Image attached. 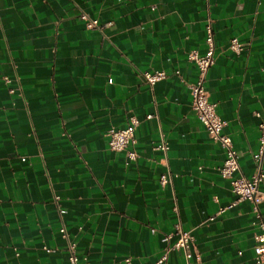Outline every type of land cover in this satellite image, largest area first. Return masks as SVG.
Segmentation results:
<instances>
[{
	"label": "crops",
	"instance_id": "0c3cea01",
	"mask_svg": "<svg viewBox=\"0 0 264 264\" xmlns=\"http://www.w3.org/2000/svg\"><path fill=\"white\" fill-rule=\"evenodd\" d=\"M208 17L216 58L205 85L249 176L264 110V0H0V264H74L69 241L76 264H151L176 223L195 235V264H255L259 217L219 171L225 150L192 107L188 54L206 50ZM157 69L166 74L150 84L144 71ZM131 115L135 159L108 143ZM259 206L264 218V198ZM160 264H185L184 254Z\"/></svg>",
	"mask_w": 264,
	"mask_h": 264
},
{
	"label": "built area",
	"instance_id": "2783aa9c",
	"mask_svg": "<svg viewBox=\"0 0 264 264\" xmlns=\"http://www.w3.org/2000/svg\"><path fill=\"white\" fill-rule=\"evenodd\" d=\"M80 16L85 20L87 27H100L99 19L91 17L86 12H81ZM206 29V50L200 53L198 50H192L189 52L188 57L190 60L196 62L198 67V75L195 81L188 83L192 94V107L195 110L198 118L205 125L209 135L219 141L225 150L226 156L223 162L219 165V171L224 177L231 179L232 189L238 195V199H250L253 203V208L259 217V224L263 227L260 233L255 235L257 240V255L255 258V264H261L264 262V218L259 206V202L264 198V188L260 187V183L264 179V110H256L255 114L259 117V143L258 148L254 151L253 156L256 161V169L251 175H246L241 169L238 150L236 149L233 141V137L230 133L224 131V126L227 121L224 119L216 109V103L209 98V91L205 85L207 72L210 66L215 62L216 58V42L213 27L212 17H208L205 23ZM230 46L236 51H240L243 47L242 43L237 37H233L230 42ZM176 73H180L179 69H176ZM165 70L157 69L154 71L145 70L144 77L150 84H154L157 80L164 77ZM9 79V78H7ZM151 116V114L147 115ZM139 119L135 115L129 117V122L120 128L111 127L108 131V143L110 148L115 150H125L127 155L135 159L138 155L137 150L132 144L135 143V127ZM157 149L165 151L168 148L166 141L162 140L155 145ZM26 159V156H22ZM163 184L169 182L170 177L167 172H162L160 176ZM231 204L221 207L220 211L225 210ZM177 209V205H174ZM65 237L68 236L66 227L63 225L60 228ZM154 230V228H152ZM175 233L177 238L174 242L169 243L164 253L151 264H160L164 262L168 254L173 249H179L183 252L185 257V264H195L194 256L196 253V241L195 235L191 229H185L180 223L175 225ZM170 234L165 236L166 240H169ZM69 259L72 263L76 264L78 261L77 247L74 241H69ZM125 264H134L132 256L125 257Z\"/></svg>",
	"mask_w": 264,
	"mask_h": 264
}]
</instances>
